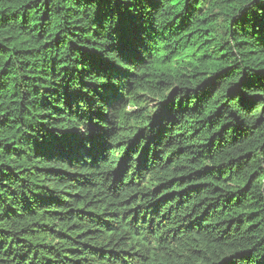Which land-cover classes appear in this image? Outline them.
Segmentation results:
<instances>
[{
	"label": "trees",
	"instance_id": "trees-1",
	"mask_svg": "<svg viewBox=\"0 0 264 264\" xmlns=\"http://www.w3.org/2000/svg\"><path fill=\"white\" fill-rule=\"evenodd\" d=\"M0 264H264V0H0Z\"/></svg>",
	"mask_w": 264,
	"mask_h": 264
}]
</instances>
